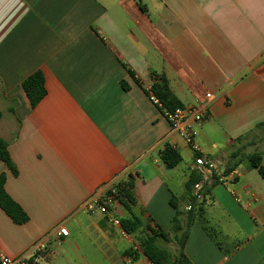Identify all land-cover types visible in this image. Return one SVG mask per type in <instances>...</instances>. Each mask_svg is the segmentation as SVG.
Listing matches in <instances>:
<instances>
[{"label": "crops", "instance_id": "0c3cea01", "mask_svg": "<svg viewBox=\"0 0 264 264\" xmlns=\"http://www.w3.org/2000/svg\"><path fill=\"white\" fill-rule=\"evenodd\" d=\"M37 71L46 96L32 107L23 82ZM160 75L183 107L211 94L197 141L236 174L204 192L186 256L264 264V177L250 162L261 154L264 168V0H0V138L17 171L0 159V175L28 216L16 224L0 207L6 254L46 240L33 264H151L140 238L171 231L173 197L188 211L194 161L148 96ZM171 144L182 157L172 169L160 156ZM130 177L131 210L115 198L108 213L84 209ZM133 216L135 235L114 222Z\"/></svg>", "mask_w": 264, "mask_h": 264}, {"label": "trees", "instance_id": "16d2710c", "mask_svg": "<svg viewBox=\"0 0 264 264\" xmlns=\"http://www.w3.org/2000/svg\"><path fill=\"white\" fill-rule=\"evenodd\" d=\"M23 89L31 103L32 107H36L46 96L45 79L41 71H37L29 76L23 82ZM153 94L161 101L164 108L169 111H175L183 108L178 97L171 90L165 76L160 75L154 78V84L151 87ZM264 130V123L258 126ZM164 164L172 169L178 166L182 157L178 150L167 145L160 153ZM0 159L8 166V168L17 174V171L11 161L8 152V142L0 138ZM261 154H254L250 157L252 166L257 169L264 177V168L261 165ZM200 176L197 172L192 171L189 182L186 184V195L190 202V210L185 211L178 205L179 201L176 197L171 200V205L175 210L172 229L170 232H165L160 227H149V233L144 234L140 238V250L144 257L151 264H193L186 256L184 249L188 241L189 233L192 225L197 221V216H203V207L201 201H198L194 196V186L200 181ZM6 175H0V207L16 224H24L28 221V216L24 210L8 195L5 190ZM116 190L115 199H117L126 209L131 210L136 204L134 197V181L130 177L127 180L120 182L114 186ZM209 188H206L207 191ZM204 191V192H205ZM112 191L109 192V195ZM205 197V196H204ZM203 202V200H202ZM107 207H110L107 204ZM120 225L126 234L135 235L143 227V222L140 218L133 216L131 219L120 221ZM161 242L175 243L177 250L172 253L163 248ZM132 260H137L138 254L134 250H129L126 253ZM29 264H33L32 261Z\"/></svg>", "mask_w": 264, "mask_h": 264}, {"label": "built area", "instance_id": "2783aa9c", "mask_svg": "<svg viewBox=\"0 0 264 264\" xmlns=\"http://www.w3.org/2000/svg\"><path fill=\"white\" fill-rule=\"evenodd\" d=\"M147 93L152 103L161 110L172 130L194 154L193 171L197 172L201 178L194 186V196L196 199L201 201L204 198L205 189L212 187L216 183L223 185L229 184L235 178L236 174L234 172L227 173L220 171L217 165L205 155L197 141L198 131L209 116L208 101L211 99V94L206 95L207 102L201 106L183 107L175 111H169L164 108L161 101L153 94L151 88ZM170 146L178 150L176 144H171ZM111 191L112 194L108 196L107 201L103 202L98 196L90 198L85 203L84 209L87 211L98 209L101 213H108L107 204L117 194L115 188ZM188 210H190V207H188ZM114 222L120 225L119 221ZM57 234L61 237H68L69 231L66 227L61 226ZM47 250L46 240L37 242L25 254L19 257H11L0 248V264H29L32 258L47 252Z\"/></svg>", "mask_w": 264, "mask_h": 264}, {"label": "rangeland", "instance_id": "374dc122", "mask_svg": "<svg viewBox=\"0 0 264 264\" xmlns=\"http://www.w3.org/2000/svg\"><path fill=\"white\" fill-rule=\"evenodd\" d=\"M160 245L163 247V248H165V249H167V250H169L170 252H172V253H174L176 250H177V246H176V244L175 243H165V242H161L160 243Z\"/></svg>", "mask_w": 264, "mask_h": 264}]
</instances>
